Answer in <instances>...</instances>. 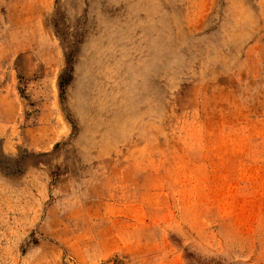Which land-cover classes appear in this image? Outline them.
Instances as JSON below:
<instances>
[{
  "label": "rangeland",
  "instance_id": "rangeland-1",
  "mask_svg": "<svg viewBox=\"0 0 264 264\" xmlns=\"http://www.w3.org/2000/svg\"><path fill=\"white\" fill-rule=\"evenodd\" d=\"M0 264H264V0H0Z\"/></svg>",
  "mask_w": 264,
  "mask_h": 264
},
{
  "label": "bare ground",
  "instance_id": "bare-ground-1",
  "mask_svg": "<svg viewBox=\"0 0 264 264\" xmlns=\"http://www.w3.org/2000/svg\"><path fill=\"white\" fill-rule=\"evenodd\" d=\"M31 2V1H30Z\"/></svg>",
  "mask_w": 264,
  "mask_h": 264
}]
</instances>
